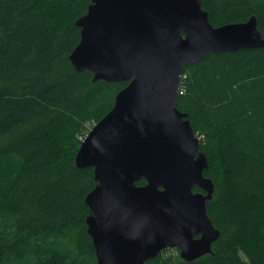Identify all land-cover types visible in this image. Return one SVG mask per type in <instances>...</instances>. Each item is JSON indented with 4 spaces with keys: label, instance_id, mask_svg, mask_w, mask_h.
Listing matches in <instances>:
<instances>
[{
    "label": "trees",
    "instance_id": "trees-1",
    "mask_svg": "<svg viewBox=\"0 0 264 264\" xmlns=\"http://www.w3.org/2000/svg\"><path fill=\"white\" fill-rule=\"evenodd\" d=\"M89 4L0 0V264H97L85 223L96 183L74 158L127 83L93 82L69 62ZM201 4L213 27L255 17L264 39V0ZM182 76L176 108L200 137L220 236L193 262L146 264H264V48L209 55Z\"/></svg>",
    "mask_w": 264,
    "mask_h": 264
},
{
    "label": "water",
    "instance_id": "water-1",
    "mask_svg": "<svg viewBox=\"0 0 264 264\" xmlns=\"http://www.w3.org/2000/svg\"><path fill=\"white\" fill-rule=\"evenodd\" d=\"M75 26V71L127 83L74 158L96 183L85 223L97 264H146L169 249L186 262L211 254L214 184L176 108L180 77L209 55L264 48L256 18L213 27L201 0H90Z\"/></svg>",
    "mask_w": 264,
    "mask_h": 264
},
{
    "label": "built area",
    "instance_id": "built-area-1",
    "mask_svg": "<svg viewBox=\"0 0 264 264\" xmlns=\"http://www.w3.org/2000/svg\"><path fill=\"white\" fill-rule=\"evenodd\" d=\"M182 77V79L184 78V76H181ZM181 81V80H180ZM178 94H182V92H181V88L179 87V90H178ZM92 127L93 126H90V125H87L86 127H85V131H84V133L79 137V140L81 141V142H83L84 140H85V138H86V136L88 135V133L90 132V130L92 129Z\"/></svg>",
    "mask_w": 264,
    "mask_h": 264
},
{
    "label": "rangeland",
    "instance_id": "rangeland-1",
    "mask_svg": "<svg viewBox=\"0 0 264 264\" xmlns=\"http://www.w3.org/2000/svg\"><path fill=\"white\" fill-rule=\"evenodd\" d=\"M198 139H200V137H198ZM162 254H167L176 257V255L179 254V252L177 250H166Z\"/></svg>",
    "mask_w": 264,
    "mask_h": 264
}]
</instances>
